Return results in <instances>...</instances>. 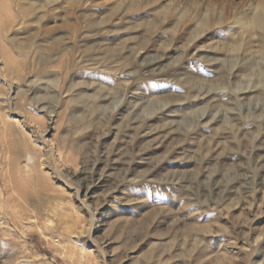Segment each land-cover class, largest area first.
<instances>
[{
	"label": "rangeland",
	"instance_id": "rangeland-1",
	"mask_svg": "<svg viewBox=\"0 0 264 264\" xmlns=\"http://www.w3.org/2000/svg\"><path fill=\"white\" fill-rule=\"evenodd\" d=\"M257 3L0 0V264H264Z\"/></svg>",
	"mask_w": 264,
	"mask_h": 264
},
{
	"label": "bare ground",
	"instance_id": "bare-ground-1",
	"mask_svg": "<svg viewBox=\"0 0 264 264\" xmlns=\"http://www.w3.org/2000/svg\"><path fill=\"white\" fill-rule=\"evenodd\" d=\"M38 1V0H36ZM44 2V1H43ZM54 2V1H52ZM29 3V2H28ZM31 6H33L34 4L32 3H29ZM37 4V3H36ZM2 7V6H0ZM257 7L261 10L259 12V14H256V15H253L251 17H247L245 15L243 16H240L238 17L237 19V22L240 23L242 26H245V27H250V29H259L260 31H264V0H258V3H257ZM257 8V9H258ZM2 9V8H1ZM2 12V11H1ZM188 12V11H187ZM26 13V10L22 9L21 11V15L22 14H25ZM7 15V14H6ZM1 17V16H0ZM22 21H20L21 23ZM17 31V30H15ZM253 31V30H251ZM254 32V31H253ZM15 47L17 49H24L25 48V45H22V44H17L15 45ZM52 47V46H51ZM58 45L57 43L55 42L53 44V48L54 50L57 49ZM4 119V118H3ZM2 120V118H1ZM5 120V119H4ZM7 121V120H5ZM4 121V122H5ZM3 124V121L1 122ZM7 124V122H6ZM5 124V125H6ZM3 125V126H5ZM8 125H6L5 127H7ZM41 168V167H40ZM58 174V173H57ZM55 198V197H54ZM21 199V198H20ZM19 199V200H20ZM61 201V200H60ZM59 200H57L56 198L54 200H51L49 197L47 199H44V198H38L36 200H31V201H26V213L28 214L27 215V219L29 220L30 223H34L37 219H41V222H42V219L46 220L48 218L45 219V217H48L50 215L51 212H56V209L58 208V210H63L62 209V201L60 202ZM64 202V201H63ZM57 207V208H56ZM60 207V208H59ZM53 214V213H51ZM48 221H51V220H48ZM44 223L43 225H48V222ZM39 224V223H38ZM50 224V223H49ZM51 228V227H50ZM41 228L38 227V230H40ZM73 241V240H72ZM63 246V245H62ZM65 249V248H64ZM70 251V250H68ZM67 252V251H66ZM72 252V251H71ZM70 252V254H71ZM82 252V251H81ZM69 253V252H68ZM73 254V253H72ZM91 255V254H90ZM68 256V255H67ZM66 256V257H67ZM74 257V256H73ZM73 259V258H72Z\"/></svg>",
	"mask_w": 264,
	"mask_h": 264
}]
</instances>
